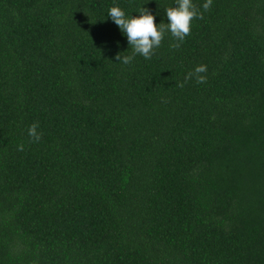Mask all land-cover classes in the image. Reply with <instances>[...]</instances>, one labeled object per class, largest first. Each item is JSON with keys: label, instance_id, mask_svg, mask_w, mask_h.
<instances>
[{"label": "trees", "instance_id": "obj_1", "mask_svg": "<svg viewBox=\"0 0 264 264\" xmlns=\"http://www.w3.org/2000/svg\"><path fill=\"white\" fill-rule=\"evenodd\" d=\"M192 2L125 65L177 0H0V264H264V0Z\"/></svg>", "mask_w": 264, "mask_h": 264}, {"label": "clouds", "instance_id": "obj_2", "mask_svg": "<svg viewBox=\"0 0 264 264\" xmlns=\"http://www.w3.org/2000/svg\"><path fill=\"white\" fill-rule=\"evenodd\" d=\"M212 6V0H205L202 5L204 11H208ZM168 23L156 24L154 15L146 8L142 7L137 16H126L119 6H112L108 9L107 15L127 36L128 44L132 47V55L121 56L117 54L116 60L123 64H130L135 55L151 59L154 49L161 45L165 32L169 31L174 39L183 42L185 37L191 33L193 19H203V14L193 4L192 0H177L174 7L165 9ZM172 48H179L180 43L170 45ZM207 66L198 65L192 72L185 76V81L195 79L197 84L205 83L207 80ZM184 82L178 86L183 87ZM38 123H33L28 129L31 142H39L41 133L37 131ZM18 150L23 151L24 146L18 145Z\"/></svg>", "mask_w": 264, "mask_h": 264}]
</instances>
